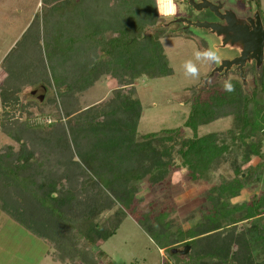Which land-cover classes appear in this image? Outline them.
I'll return each instance as SVG.
<instances>
[{"label": "rangeland", "instance_id": "374dc122", "mask_svg": "<svg viewBox=\"0 0 264 264\" xmlns=\"http://www.w3.org/2000/svg\"><path fill=\"white\" fill-rule=\"evenodd\" d=\"M221 1L231 8H257L253 0ZM155 3L156 0H0V182L4 166L10 168L11 162L15 165L26 161L29 167L19 172L29 173L37 185L43 184L47 189L53 180L55 185H61L59 189L86 202L87 206L74 202L72 212L63 208L66 219L90 215L99 223L109 220L112 224L116 222L114 217L110 221L112 215L120 214L117 209L123 205L121 199H125L130 209L135 208V211L124 208L125 216L117 217L115 233L92 247L75 238L72 229L67 231L72 225L67 220L66 226H55L61 235L52 243L45 236L51 233L30 231L1 208L16 205V199L1 182L0 264H71L67 258L62 263L53 258V254L65 256L62 252L65 238L72 247L89 248L94 264H107L96 256L98 250L106 252L114 264H202L199 260H188L193 250L178 255L160 248L167 243L162 234L167 228L180 227V237L189 228L198 229L197 252L204 244L214 248L228 242V228L212 230L206 220L205 214L211 207L206 196L210 184L192 181L181 164L176 146L173 148L168 146L170 142H165L168 148L130 154L148 133L168 135L166 129H177L182 136H191L192 131L184 122L194 94L199 92L201 99H206L213 89L221 90L225 81L239 79L232 68L226 74L212 73L219 65L215 63L198 64L199 79L186 77L182 64L193 59L194 50L212 47L221 60L234 52L219 48L218 38L206 29L178 21L213 19L209 9L198 11L187 1L175 0L177 14L166 20L158 15ZM259 3L260 15L264 17V0ZM139 25L144 30H138L132 58L125 55L123 66L108 67L105 56H100L88 33L99 28L105 37H110L119 27ZM96 60L100 63L92 71L90 66ZM255 76L254 66L248 64L244 71V91H250ZM39 94L46 98L39 101ZM236 107L231 103L219 108L213 119L198 125V135L217 132L226 137L228 130L237 131ZM93 123L95 128L90 127ZM121 123L129 126L133 134L124 132ZM100 141L111 142L110 148L97 149L94 144ZM108 157L112 164L119 162L117 157L123 158L121 167L125 170L148 168L154 160H169L171 169L160 181L148 177L125 180L124 174L115 172L119 182L109 188L105 184L111 178L106 172ZM258 161V157L251 156L244 164L240 152L225 154L212 171L214 181L219 176L233 178L234 166L243 169ZM260 187L261 182L249 184L228 200L249 202L251 195L260 192ZM141 212H151L154 216L160 212L157 216L161 221L157 229H152L154 233H149L148 223L140 222ZM230 226L234 227L236 236L244 233L247 248L234 235L230 252L226 246L224 249L236 254L235 259L241 264H264V242L255 237L264 234V215ZM210 233L220 234H215L212 243H206L202 237ZM184 246L180 242L170 244L178 249ZM246 251L251 252L250 262Z\"/></svg>", "mask_w": 264, "mask_h": 264}, {"label": "trees", "instance_id": "16d2710c", "mask_svg": "<svg viewBox=\"0 0 264 264\" xmlns=\"http://www.w3.org/2000/svg\"><path fill=\"white\" fill-rule=\"evenodd\" d=\"M253 1H255L257 7L256 10L260 14L259 0ZM261 19L264 26V17L261 16ZM138 30H144L143 25H139V27H119L118 29H115L110 37H105L104 33L99 28L91 30L88 34L93 40V45L99 50L100 56H105L104 63H109L108 67H111L113 64L123 66L125 63L122 58L125 55L131 56L132 58L135 50L134 47L138 43ZM94 62L95 63L90 66L92 71L97 70L99 65L98 62L100 63V60ZM129 62H131V59ZM254 69L256 76L254 77V84L250 88V91L243 90L242 86L244 79L239 77V79L230 80L234 86V91L232 92L226 91L224 85L221 84L223 88L221 90L213 89L208 93L206 99H201L199 92L194 94L190 104L188 117L184 122V125L192 131L191 136H182L177 129H166L164 132L168 133V135H161V132L148 133L143 136L144 141L142 140L141 143H136L137 149L130 153L131 155H135L136 151L142 152L147 151L148 149L162 150L167 146L165 142H170L168 146L171 145L173 148L176 146V151L181 164L187 168L189 177L192 181L198 184H210L206 196L211 207L208 208L210 212L205 214L206 220L207 223L210 224L209 228H213L212 230L219 229L218 231H220L223 228H228L226 229V231H229L226 234L227 243L224 245L218 244V246H215L214 248H208L206 247L207 245L205 246L204 244V248L197 252L195 251V248L199 245L196 244L197 239L195 237L199 232L198 229L189 228L183 232L184 235L182 237L178 236L179 230H181L180 227L176 230H170V228H167L165 231L164 229L162 231L163 236L167 238V243L161 245L160 248H165L168 252L172 253L171 249L175 247H170V244L179 242L181 244L185 243V245L190 246V250L194 251V253L190 252L188 254L190 255L188 258L189 261L199 260L202 264H228V262L231 264H241L238 261L239 259H235L236 254L228 253V250L224 249V247H230L234 235L236 238H239V243L243 245V247L247 248L248 240L243 237L244 233H239L236 236L234 227H231L230 225L237 221L248 220L264 215V59L261 66L259 68L254 66ZM42 87L47 90L45 85ZM44 98H46V95ZM231 103H235L237 106V131L232 129L228 130L226 137L217 132L198 135V125L205 124L208 120L213 119L217 115V110L219 108L224 105H230ZM120 125L123 126L122 123ZM90 127L95 128V124L93 123ZM123 127L124 128L122 129L124 132L126 131L130 133V135L133 134L132 131H130L129 126L126 125ZM132 141L134 142V140ZM99 143L100 144H94L97 149L101 146L106 148L111 144V142L103 144L104 142L102 141ZM169 150H171L170 147ZM115 151H117V149H115ZM233 152H240L241 162L244 164H247L250 161L251 156L258 157L259 161L256 164H249L243 169L239 166H234L233 170L235 176L233 178L226 179L224 176H219V180L214 181L212 171L216 167V163H218V160L225 154H231ZM80 157L81 159L84 158L82 155H80ZM123 158L117 157L119 162L114 164H112L110 158L107 159L105 164L108 171L106 172L111 175H109L111 178H108L105 182L107 187L113 188L114 184L119 182L115 179V172H117V175L121 173L124 174L122 176L125 177V180L130 177L136 179L148 177L160 181L168 176L171 169L169 160H154V163L148 168L134 167L125 170L124 167H121V161ZM28 165V162L22 161L15 165L11 162L9 166L12 168L4 166L1 173L3 181L1 182L3 183L2 185L8 189V193L12 198L16 199L14 200L16 205L14 207H6L4 205L1 206V208L8 213L13 220L22 224L28 230L32 232L42 231L44 233H51L49 236L45 235L50 242L54 239H58L59 235H61L58 231V227L56 229L55 226H66V224H68L67 222H69V224L72 223V225H69V227H71L70 229L69 227L66 228L67 231L69 232V230L72 229L75 238L83 240L88 247H92L99 241H105L115 233V225L118 223L117 217L120 216L119 218H121L125 216L124 208L126 210L135 211V208L130 209V205H127L123 198L121 199V201L123 200L121 202L123 203V205H121L122 207L120 206L117 209L118 213L120 212L119 216L114 214V216L112 215L110 218V221H113V217L116 218V222L112 224L108 223L109 220L107 222L99 223L90 215H83L82 217L78 216L79 218H75L74 220L70 217L66 219L65 213L62 211L63 208H66V211L69 210L72 212L73 207L71 205H73L74 202H76L77 205L84 203L87 206L86 202L71 197L64 189H59L61 185H55L53 180L50 182L52 185L47 186V189H44L43 184L37 185L32 180L33 178L29 173L19 172L20 170L29 167ZM146 169H148V171ZM93 172H95V170ZM96 175H99L98 172H96ZM57 177L58 176H52L54 179ZM258 182H261L260 192L251 195L249 202L230 203L228 200L229 198L239 195L241 190L247 185ZM102 192L104 195V190ZM126 194V197H128V192H126ZM19 196L21 197L20 199H18ZM89 199H92L91 196ZM164 211H166V209H164ZM150 213L151 212H141L139 219L141 223L149 224V233H154L152 229H157L158 223L161 221V218L157 216L160 212L155 216ZM137 214H139V212H137ZM215 234L210 233L209 235H205L202 237V240L206 243H212ZM67 237H69V233ZM255 237L260 241L263 239L262 241L264 242L263 233H259ZM66 240L68 239L65 238L63 244L66 245L63 248L64 251H62L65 256L61 257L58 256V254H53V258L56 261L62 263V261H64L63 258H67L71 264H94L92 258L93 255L89 251V248L83 249L74 246L72 247V244L66 242ZM246 254H250L247 257L250 262L252 259L251 252L248 253L246 251ZM96 256L106 260L107 264H114L113 261L109 259L107 253L103 250H98Z\"/></svg>", "mask_w": 264, "mask_h": 264}, {"label": "water", "instance_id": "95a60500", "mask_svg": "<svg viewBox=\"0 0 264 264\" xmlns=\"http://www.w3.org/2000/svg\"><path fill=\"white\" fill-rule=\"evenodd\" d=\"M188 1L195 10L209 9L222 22L208 20L191 21L185 18H180L178 21L208 30L210 34L218 38L219 48L237 46L240 49L239 54L232 59H222L221 63L212 70V73L222 71L226 73L232 66H235L239 71L240 77L244 79L243 67L246 62L254 61L256 68L261 66L264 59V27L257 10L252 17L247 18L251 24L248 26L243 24V19L238 18L232 9L227 8L224 11H220L224 5L222 2H212L210 0ZM43 98V94L37 96L39 101ZM189 250L190 246L185 245L183 249L172 248L171 252L185 255Z\"/></svg>", "mask_w": 264, "mask_h": 264}, {"label": "clouds", "instance_id": "9594fccd", "mask_svg": "<svg viewBox=\"0 0 264 264\" xmlns=\"http://www.w3.org/2000/svg\"><path fill=\"white\" fill-rule=\"evenodd\" d=\"M156 10L160 17H163L166 20L173 19L178 11V7L175 3V0H156L155 3ZM193 59L185 60L182 64V69L186 77L199 79L200 69L198 64L206 63H221V57L217 51L212 48H206L204 50H194ZM224 89L228 92L234 91L233 84L229 81H225Z\"/></svg>", "mask_w": 264, "mask_h": 264}, {"label": "flooded vegetation", "instance_id": "af4514ba", "mask_svg": "<svg viewBox=\"0 0 264 264\" xmlns=\"http://www.w3.org/2000/svg\"><path fill=\"white\" fill-rule=\"evenodd\" d=\"M184 1L189 2L188 0H184ZM196 1H198V0H196ZM215 2H222V3L224 4L223 7L220 9V11H224L225 9L230 8V9H232V10L236 13V16H237L238 18L243 19V24H244V25H248V26L251 25L247 18L252 17L256 10H254V9H253V10H249L248 7H247V9H242V8H237V7H236V8H231L230 6H226L225 3H224V1H221V0H216ZM212 14H213V13H212ZM259 15H260V14H259ZM213 16H214V14H213ZM260 18H261V15H260ZM206 20H208V21H219V22H222V21L219 20L216 16H214L213 19H206ZM261 20H262V19H261ZM262 24H263V21H262ZM240 25H241V24H240ZM263 27H264V26H263ZM207 31H208V30H207ZM224 49L228 50L229 52H234V54H233L232 56H227V57H226L227 59H232L233 57L237 56V55L239 54V50H240L237 46H233V47H227V46H226ZM248 64H250V66L254 65V66L256 67V64H255L254 61L246 62L245 66L243 67V76H244L245 67H246ZM231 68H232L234 71H236V72L238 73V76L240 77V75H239V71L236 69V67H235V66H232ZM231 68H230V69H231ZM230 69H229V70H230ZM218 73H219V74H226L227 72H226V73H223V71H222V72H218Z\"/></svg>", "mask_w": 264, "mask_h": 264}]
</instances>
